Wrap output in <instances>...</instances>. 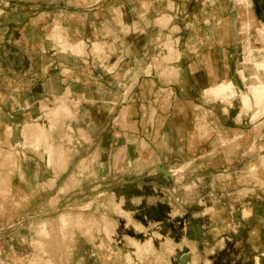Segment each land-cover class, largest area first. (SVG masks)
Listing matches in <instances>:
<instances>
[{
    "label": "rangeland",
    "instance_id": "obj_1",
    "mask_svg": "<svg viewBox=\"0 0 264 264\" xmlns=\"http://www.w3.org/2000/svg\"><path fill=\"white\" fill-rule=\"evenodd\" d=\"M246 4L248 8L252 6L250 0ZM17 6L20 4L15 1L0 0V104L3 107V111L0 112V136L3 137L0 138V149L7 151L14 147L17 153V161L10 169V173L9 169L7 170L9 174L4 179L3 188H0V264H255V254L261 251L262 245L252 241L248 244L244 243V238L250 236L247 231L251 232L255 229H245L239 225V222L242 217H247L244 210L249 209L250 204L257 205V200L260 198L246 196L244 191L237 195L231 193L232 188L249 185L252 180L250 176L247 179L244 176L242 171L245 169L244 163L238 165L237 173L232 172L233 167L227 165V160L224 165L222 164L226 154L230 158L236 157L238 161L246 156L245 153L253 157L261 154L257 144L264 142V122L261 123L264 114L257 119L252 116L250 120L253 113L251 109L244 110L246 111L244 114H248L246 121L249 131L238 133L236 136L220 131L207 133L206 138L218 141L217 148L212 152L213 159L217 160L215 163L197 165L188 162L171 166L169 163L158 162L155 178L151 181L145 180L143 184L145 199L142 206L144 209L141 211L136 200L131 202L132 193L124 203L121 195L114 190L125 183V188L131 192L134 187L131 176L147 170L148 164H138L129 160L134 155L130 148H110L109 144L115 143L117 136L121 134L116 128L110 130L107 128L104 131L100 125L92 126L91 133L97 139L96 147L90 149L92 155L89 163L82 160L75 166V173L48 182L24 178L15 180L14 176L21 170L22 162L26 161L24 165L31 167L29 161H36L37 152L23 145L22 131L19 130L18 139L14 140L17 138H14L17 133H14L15 128L12 129L13 124L40 123L46 130L48 129L51 134L50 141L66 150L61 160L52 163L61 170L65 169L69 157L72 158L77 153V161H79L85 155L83 147L78 151L72 150L74 139L77 142L87 139L83 131L79 132L80 134L76 131L79 120L74 107L79 106V103L78 100L73 99L69 89L58 99L46 100L47 96H45L44 101L38 102L42 99L36 100V92L38 90L45 92V90L39 85L40 89L34 91L36 84L27 83L31 78L43 76V71L37 68L36 63L47 62L52 52L42 55L35 50H27L28 43L37 44L39 41L40 36L35 31L38 20L24 19V11H19ZM6 8L9 17L4 18L2 13ZM41 22L42 28L47 32L51 27L48 24L52 22L49 20ZM158 23L165 25L168 22L163 23L160 20ZM245 25L252 27L250 21ZM263 27L264 20L256 29L258 36L256 37V34L252 36L253 39L259 38L262 45L256 48V52H253L251 46L244 47L242 44L244 52L241 63H238V68L236 67L244 83L243 85L239 83L242 90L249 89V85L248 81L243 80L241 70L250 73V63H255L258 61L256 59L264 56V41L259 33ZM176 31H178L176 28L173 29V32ZM52 37L56 41L55 52L58 63H75L70 53L75 56L88 54L83 41L71 43L63 36L60 23L54 26ZM246 39L250 42V35ZM169 45L174 48V53H168ZM179 45L180 39L177 35L168 38L159 37L154 63L160 66L163 63L178 61ZM91 51L98 54L102 51V47L99 43H93ZM103 58L105 57H98L101 61ZM54 70L59 72L57 74L60 77L70 74L68 66ZM175 71L173 68V78L178 76ZM44 74L53 75L52 68L45 69ZM22 78L24 83L21 82ZM14 81L17 83L15 84ZM213 82L204 83L200 87L204 89L213 85ZM21 92L28 95L21 99ZM202 95L211 98L207 99L210 103L214 102L213 100L220 102L211 95L204 93ZM234 99V107H240L242 102L240 96ZM22 100L27 101L22 105H27L29 109L28 114L24 116L17 115L22 107ZM4 103H7V109L3 106ZM64 104V114L52 113ZM39 109L42 113L34 115ZM82 118L83 116L79 117ZM93 118L85 117L89 120ZM127 119V113L122 114L121 125ZM197 128L200 129V125ZM19 129L23 128L19 127ZM67 133L72 136L71 141L66 138ZM125 134L129 141L134 140L131 128H128ZM240 137L244 138L247 148L240 143ZM250 138L258 140L251 149L248 147ZM228 140L229 143H224ZM22 152L25 154L22 155ZM39 153L40 157L44 155L43 148ZM124 157L126 160H123ZM3 163L4 156H0V169L3 168ZM180 166L185 167L184 172L178 176L172 175L175 173L172 171ZM151 168L153 170L154 166ZM252 170L253 174L249 173V175L258 177L255 165ZM30 171L33 174L32 170H28V174ZM168 174L169 176H166ZM260 180L258 178L254 181L262 185ZM153 188L156 191L152 190ZM153 191L155 194H152ZM148 203H154V210L148 207ZM130 208L135 210L131 211ZM61 215L67 220V235L72 233L73 239L70 240L71 237L69 239L66 235L68 242L63 239L59 246L57 242L60 240L56 239L58 235L55 238L58 246L56 243L54 246L61 247L59 249L53 248L52 245L34 244L39 240L41 222L54 221ZM258 230L259 234L264 235V227L256 229ZM41 241L51 243L48 239ZM240 253L243 254L238 259ZM253 254L255 256L252 260L250 256ZM33 259L36 260L30 263ZM260 263L264 264V258Z\"/></svg>",
    "mask_w": 264,
    "mask_h": 264
},
{
    "label": "crops",
    "instance_id": "obj_2",
    "mask_svg": "<svg viewBox=\"0 0 264 264\" xmlns=\"http://www.w3.org/2000/svg\"><path fill=\"white\" fill-rule=\"evenodd\" d=\"M10 1L20 4L17 7L19 11H24V19L38 20L35 31L40 36L39 41L37 44L28 43L27 50H35L42 55L52 52L47 62L36 63L37 68L43 71V76L31 78L32 81L27 82L36 84L34 91L40 89L41 85L45 90V92H38L41 90L36 92V100L42 99L38 101L42 102L45 96H47L46 100L58 99L69 89L73 99L78 100L79 103V106L74 107L79 120L76 131L78 133L83 131L87 138L78 142L75 139L73 141L72 150L78 151L83 147L85 151V155L79 161L75 152L72 158H68L65 169L61 170L58 166L47 163L44 149L42 157L39 151H34L37 152L36 161H29L31 167L25 166L26 161H23L21 172L17 171L14 176L15 180L24 178L48 182L75 173V166L82 160L89 163L92 155L90 149L96 147L97 139L91 133L92 126L100 125L104 131L107 128L109 130L116 128L121 134L117 136L114 144H109L110 148H130L134 155L129 160L138 164H148L147 170L131 176L134 183L131 192L125 188V183L114 190L121 195L124 203L132 193L131 202L136 200L141 211L144 209L142 206L145 199L143 184L145 180L151 181L155 178L158 162L169 163L171 166L188 162L197 165L215 163L217 160L213 159L212 152L217 148L218 141L206 138L207 133L220 131L236 136L238 133L249 131L246 121L248 114H244L246 111L243 110L242 102L238 108L234 107L232 102L225 111L223 104L215 100L210 103L207 99L211 98L202 95L203 88L200 85L213 81L215 84L223 75L235 81L238 86L239 83L244 84L236 67L238 68V63H241L244 52L242 44L244 47L251 46L253 52H256L257 47L262 46L259 38L253 39L252 36L254 34L258 36L256 29L264 20V0H250L252 3L250 8L243 0ZM33 10L36 11L32 12ZM2 14L4 18L9 17L8 9H4ZM165 18H170V22L165 25L158 23ZM43 20L52 22L48 24L51 27L47 32L42 28ZM249 21L252 24L250 42L246 39L248 33L245 31V24ZM56 23H60L61 32L68 41L71 43L83 41L88 54L75 56L70 53L75 63H58L55 52L56 41L52 37ZM175 28L178 30L176 33L173 32ZM173 35L179 36L180 39L179 60L175 63L156 65L153 59L157 55L159 37L168 38ZM93 43L101 45L100 53L91 51ZM99 55L105 57L103 61L98 59ZM64 66H68L70 74L60 77L59 72L54 68ZM51 68L53 75H45L44 70ZM173 68L178 74L176 78L172 75ZM23 80L24 78L21 79L22 83ZM14 83L16 84L17 81ZM26 95L28 94L21 92V99ZM112 101L113 104H108ZM24 102L27 101H21L22 107L17 115L28 114V106L22 105ZM3 106L5 109L8 108L7 103ZM1 111L3 107L0 104ZM40 113L42 111L39 109L34 115ZM125 113L128 119L123 124L126 127H122L120 117ZM81 116L83 118L79 119ZM252 116L253 113L250 120ZM85 117L94 118L89 120ZM263 122L264 120L261 123ZM198 125L200 129L197 128ZM23 126L24 124L12 125V129L15 128L16 131L14 133H17L14 136L17 138L14 140L18 139V132L22 131L19 127L23 128ZM128 128L133 131L135 137L133 141L126 138L125 132ZM240 140V143L247 148L244 138L240 137ZM257 143L258 140L250 138L248 147L251 149ZM261 144L264 145V142L257 144L259 145L257 149L261 153L258 157L245 153L246 156L238 161L236 157L230 158L226 154L222 164L224 165L227 160V165L233 167L232 172L237 173L238 165L244 163L245 169L242 170L244 176L246 179L250 176L252 180L249 185L234 187L230 191L234 195L244 191L246 196L260 198L257 200V205L249 203V209L244 210L247 217H242L239 225L245 229H255L251 232L247 231L250 236H246L243 241L246 244L251 241L259 243L262 245V251L264 235L259 234V230L256 231L264 227V168L260 161L264 157V146ZM24 154L22 152V155ZM123 160H126V157ZM254 165L258 177L249 175V173L253 174ZM152 166H154L153 170ZM184 169V166H180L172 171L175 172L172 175L178 176L184 172ZM28 170H32L33 174L31 171V174H28ZM258 178L261 179L262 185L254 181ZM152 190L156 191L155 188ZM154 191L152 194H155ZM154 206V203H148V207L153 210ZM261 251L255 254L261 257L260 260L264 258V250ZM242 254L240 253L237 258H241ZM255 255H251L250 259L253 260Z\"/></svg>",
    "mask_w": 264,
    "mask_h": 264
},
{
    "label": "bare ground",
    "instance_id": "obj_3",
    "mask_svg": "<svg viewBox=\"0 0 264 264\" xmlns=\"http://www.w3.org/2000/svg\"><path fill=\"white\" fill-rule=\"evenodd\" d=\"M244 1L246 3H248V0H244ZM168 20L170 21L169 18L168 19L166 18V19L162 20V22L167 23V22H169ZM245 29H246V33H248L247 36H249L251 28H249L248 25L247 26L245 25ZM259 33L261 34V38L264 41V27L259 31ZM167 51H168V53H172L174 51V48L169 45L167 48ZM167 57H168V55H167ZM249 68L251 69L250 73H246L245 70L244 71L241 70V75L243 77V80L248 81L249 89L245 90V88H244V90H242L235 83V81H233L232 79H229L228 77H226V75H224L221 79L216 81L215 84L204 88L203 93L205 95H211L214 98L219 99L221 104H223L225 106V111L228 110L227 107L232 104L233 99L239 95L241 98V101L243 103V110L248 111L249 109H251V110H253V116H255L254 118H256V119L259 118L261 115L264 114V56H262L261 60L250 64ZM119 84H120V82H119ZM262 105H263V107H261ZM63 110H65V104L63 106L61 105L60 107H58L56 112L54 111L52 113H56L58 115L64 114ZM56 114H54V116H57ZM50 127H52L51 124H50ZM47 130L40 123H30L29 122V123H26L24 125V127L22 129V135L21 136L23 138V141H24L23 145L25 147L28 146L29 148L33 149L34 151H39L41 148H43L45 153L47 154L46 155L47 160H48L47 163L52 164V163H55L56 161L58 162V160H61L63 158V156L65 155L66 150H64L60 146H56L55 145L56 143H53L52 141H50V138H51L50 135L51 134ZM67 135H68V137H66V138H68V141H71L72 136L68 133H67ZM226 141H224V143L230 142L229 140H228V142H226ZM16 154L17 153L15 152L14 147L11 149H8L7 151L0 149V156H2V157L4 156L3 168L0 169V188H3L4 179L7 178V174L10 173V169L12 167H14L13 165L17 161L16 160ZM261 161H262V165L264 166V157H262ZM8 169H9V171H8L9 173H7ZM253 170H252V172H253ZM166 174H167V172H166ZM66 223H67V220H66L64 215L59 216L54 221H48V220L42 221L41 225H40V230L38 232L39 240L34 242V244L39 245V246L52 245L53 248H58L55 246L57 245V243H59V246H60V242L63 239L65 241L67 240V242H68V238H66V237H69V239L71 237L70 240H72L74 235L72 233H69L70 235L69 234L67 235ZM58 235H59V237H57ZM55 238L59 239L60 241L57 242L55 240ZM43 239H46V240L48 239V241L51 243L48 244L47 242L41 241ZM65 241H63V242H65ZM55 243H56V245H55ZM59 248H61V247H59ZM36 259H37V257H36ZM36 259L31 260L30 263L34 262ZM255 261H256L255 264H261L260 263V257L258 255L255 256Z\"/></svg>",
    "mask_w": 264,
    "mask_h": 264
}]
</instances>
